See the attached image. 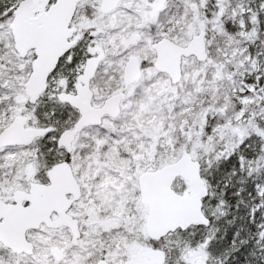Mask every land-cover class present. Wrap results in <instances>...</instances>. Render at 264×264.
I'll list each match as a JSON object with an SVG mask.
<instances>
[{
    "label": "snow or ice",
    "instance_id": "snow-or-ice-1",
    "mask_svg": "<svg viewBox=\"0 0 264 264\" xmlns=\"http://www.w3.org/2000/svg\"><path fill=\"white\" fill-rule=\"evenodd\" d=\"M0 264H264V0H0Z\"/></svg>",
    "mask_w": 264,
    "mask_h": 264
}]
</instances>
